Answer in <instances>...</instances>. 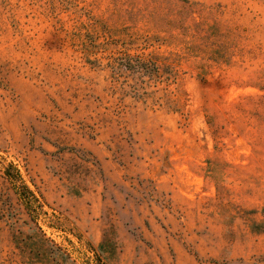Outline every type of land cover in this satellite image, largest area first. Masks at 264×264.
Segmentation results:
<instances>
[{
  "label": "rangeland",
  "instance_id": "1",
  "mask_svg": "<svg viewBox=\"0 0 264 264\" xmlns=\"http://www.w3.org/2000/svg\"><path fill=\"white\" fill-rule=\"evenodd\" d=\"M0 264H264V0H0Z\"/></svg>",
  "mask_w": 264,
  "mask_h": 264
},
{
  "label": "trees",
  "instance_id": "2",
  "mask_svg": "<svg viewBox=\"0 0 264 264\" xmlns=\"http://www.w3.org/2000/svg\"><path fill=\"white\" fill-rule=\"evenodd\" d=\"M111 62L114 63L113 65H115L116 67L118 66H122L125 68H129V69H137V67L139 69H148V66L146 63H142L140 61H138V64H133V60L131 59V57L129 56H124V57H120V58H112ZM5 176L14 184V185H21L24 182L22 181L21 175L19 174V172H16V176L13 177L12 174H10V172L8 171V169L5 172ZM24 185V186H23ZM21 187V189L19 187H17V195L19 196V198L22 200H25L26 205L29 207V212L31 213V217L34 218V215L36 212H33L32 210V202H30V199L33 200V202H38L37 198L35 197L34 193L32 191H30L28 189L27 186H25V184H23ZM22 191H25L28 195H29V200H26V198H24V194L22 193Z\"/></svg>",
  "mask_w": 264,
  "mask_h": 264
}]
</instances>
